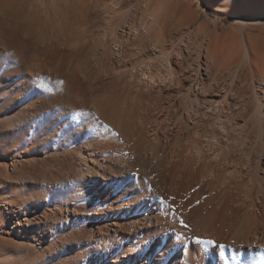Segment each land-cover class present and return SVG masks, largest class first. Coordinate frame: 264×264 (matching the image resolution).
Returning a JSON list of instances; mask_svg holds the SVG:
<instances>
[{"label":"rangeland","instance_id":"1","mask_svg":"<svg viewBox=\"0 0 264 264\" xmlns=\"http://www.w3.org/2000/svg\"><path fill=\"white\" fill-rule=\"evenodd\" d=\"M258 1L261 0H0V117H6L9 113L19 115L27 110L33 122L30 128H12L0 120V264H105V257L109 253L102 244L97 246L100 241L91 226L113 215L117 218L126 213H118L115 208L102 214L83 212L82 209L89 207L92 202L80 207V210H72L82 195L80 173L85 162L82 158H85L84 154H89L87 148H93L99 140L94 127L113 126L97 109L96 100L99 103L106 99L111 102L116 100L114 104L118 103V108L121 106L118 110L122 117L126 115V119L127 116L129 118V107L137 95L132 82L136 70L139 72L154 66L158 56L153 41L155 32L150 35L146 33V36L141 31L135 37L131 28L139 27L152 9L157 8L163 11V17L168 16L167 19L163 18L168 40L184 36L181 45L183 60H186L184 63L187 66L190 64L192 72L187 73V78L186 71H183L181 84L168 87L163 93L154 90L158 94L153 92V97L139 96L138 99L145 104L146 101L148 105L152 103L148 111L151 120H146L148 126L145 121L140 127H145L144 132L148 137L153 133L154 119H157L158 124L167 126L170 120L164 117V109L168 105L181 111L186 108L197 111L200 108L198 115L196 112L195 116L194 112L184 142L189 144L187 146L194 155L197 153L196 161L201 158V164L197 162L202 167L200 169L208 171L203 170L209 174L210 193L224 192L228 199L223 200L229 202V209L224 213L218 205L220 199H215L213 205L216 209L210 207V217L213 214L214 218L220 219L223 214L226 225H229L228 232H225L230 238H255L256 233L264 235V228L260 226L264 221V147L261 151L264 145L254 141L260 127L246 119L254 106L251 74L242 67L238 73L234 72L233 67L216 74L219 82L232 85V95L235 93L232 98L230 96L232 105L243 106L247 112L243 110L246 116L236 114L237 118L235 116L227 132H222L215 125L216 122L214 124L215 119L211 114L210 117L204 114L203 106L196 108L197 104L188 99L194 94H188L190 77L195 75L194 69L199 63H206V45L210 42L211 33L236 29L240 19L253 22L255 26L248 25L247 32L260 35L264 49V22L258 23L256 16L248 11L257 8ZM158 26L155 31L159 29L160 32L161 27ZM204 68L205 65L203 73ZM204 80L209 84L210 74H204ZM212 92L210 94L208 89V94L204 95L215 97L216 91ZM204 95L200 94V97L203 99ZM148 98L152 101L149 102ZM38 99L39 106L31 109ZM169 100L174 102L168 103ZM74 106L82 120V125L77 127L69 117L72 112H76ZM62 129L61 135L58 131ZM83 131L90 133L86 140L81 135ZM206 132L217 135L218 141L209 144L200 139ZM151 136L138 143L132 152L133 156L143 152L147 155L152 152L156 154L158 150L162 152V146H152L155 141ZM13 162H17V168ZM103 182V186H99L101 194L106 189L118 187L116 182L111 187L105 183L107 180ZM101 194L98 193L96 198ZM127 203V207L130 206V202ZM59 209L64 213L60 214ZM15 214L20 218L38 214L40 221L18 234L9 227L13 224L10 220L17 218ZM66 214L68 216L64 217ZM189 231L193 233L192 228ZM210 240L215 241V245H203L209 247L205 255L207 259L209 256L213 258L214 264H226L228 260L231 264H264V244L245 243L242 250L236 245L235 250L239 253L235 251L234 256L230 242L226 250L227 258L220 247L222 244L212 237Z\"/></svg>","mask_w":264,"mask_h":264},{"label":"bare ground","instance_id":"2","mask_svg":"<svg viewBox=\"0 0 264 264\" xmlns=\"http://www.w3.org/2000/svg\"><path fill=\"white\" fill-rule=\"evenodd\" d=\"M161 11L162 10L160 8L154 10L152 9V12L149 14V16H147L146 19L144 18V21L142 20L143 22H141L139 26L140 28L136 26H132L131 28V31H133L136 35L135 37H137V34H139L141 31L149 35L152 32H155V39H153V41L155 42V52L158 56L156 61H154V66L151 65L149 66V69H142V71L139 70V72L136 70L137 75L134 73V80L131 81L133 82V86H135L137 97L134 96V101L132 98H129L132 100V104L129 107V109L131 108L129 118L127 116L126 119L125 114V116L122 117V114H120V111L118 110L121 106L118 108V106L116 107V104L118 103L114 104L116 100L111 102L107 101L106 99V101L103 103H99V101L97 102L96 100V103L98 104L97 109L102 114V116L108 118L112 122L113 126L110 127L108 125H100L99 128L93 126L95 128L94 132H96V134H94L99 137V140L94 144L93 148H90V145L89 148H87L88 145L85 147L89 151V154H84L85 158H82L85 159L84 166L82 165L83 168L81 169L80 173L82 180L80 191L82 195H80L79 200L74 203L75 206H73L72 210H80V207L92 202L89 207L82 209L84 210L83 212L88 213L92 211L93 214H102L104 211L115 208L118 213H126L125 216L120 215L117 218H114L113 215L108 219L100 220L97 225L91 226L92 231H95L96 233L97 240L100 241H97V246L102 244L105 250H107V253H109V256H111L109 257L107 255L105 257V264H112L110 261H113V264H214L215 260L213 258L212 260L210 256L209 259H207V256L205 255V252L208 251L209 247L206 248V246L203 245L206 244L203 241L210 240V237L214 238L219 244L224 245V257L227 258L228 252L226 250L227 245L230 242V249L232 250V254L234 256H236L235 251L236 253H239L237 250H235L236 245L242 250L245 243H248V245L252 242H255L257 245L264 244V235H260L258 233L255 234V238L249 236H247L245 239H241L242 237L239 238L240 236L238 238H230L226 234V232H228L226 230L229 228V225L228 223V226L226 225L223 214L221 216L222 218L220 219H217V217L214 218L213 214H211L213 217H210V207L212 210L216 209L214 207L215 204L213 205V201L215 199H220V204L218 205L222 207V212L229 209V202H224L223 199H228L226 194H223L224 192L219 193L217 191L216 193H210V180L208 179L209 174L203 172L204 169H200L202 167H199V163H197L201 158L198 159L199 161H196L195 156L197 153L194 155L190 147L187 146L189 144H185L187 142H184V140H186V135L188 134V126L193 122L192 119L194 118L192 117L194 112L196 116V112L200 110V108L197 111L189 108L181 111L182 109L179 110L177 107L176 109L171 105L169 108V105L167 104L168 106L166 109H164L165 115H163L164 117H167V120L169 118V124L167 126H163V123L158 124L157 119H154V121H152V123L154 122L155 124L153 133L150 132L153 136L152 139L155 141V143H152V146L153 144L158 147L162 146V152L160 153L158 150L156 154L152 152L151 154L147 155V153L143 152L139 153L138 156L132 155V152L135 151L134 149L138 143H141V141L143 142L145 139L151 136L150 135L147 137L144 132L145 124L143 125V129L141 128V124H143V122L145 123V121L150 118L148 117V111L150 112L149 109L151 108H149V106L152 103H149L150 105H148L146 101L145 104L143 100L138 99L140 98L139 96L144 95L151 97L153 92L156 91L159 92V94L163 93L164 89H168V87L173 88V85L175 84L177 86L181 84V79L183 78L181 73H183V71H186L185 75L187 78H189V74L187 73L192 72L189 67L190 64L187 66V63L185 62L187 66L186 67L184 63L186 60H183L184 57L182 54L181 45L182 42H184L182 39L184 36L182 38L172 37V39L169 38L170 41L168 40L165 33L166 29H164V25L166 23L164 24L163 20V18L167 19L166 17L168 16L163 17V11ZM248 11L256 16L258 23L264 22V0L258 1V6L253 11ZM169 20H171V18ZM170 23L174 22L170 21ZM159 24L160 26H158ZM167 24L169 23L167 22ZM255 24L253 22L249 23L248 21L240 19L238 20L236 29L231 28L224 33L210 34V42L208 45H206V63H199L197 68L194 69L195 75L190 77V87L188 93L191 94L192 92L194 94L190 95L188 99L197 104L196 108L203 106L205 111H203L204 114L208 116L211 114V116H213L215 119L214 124L216 122L215 125H218L222 132H227V128L233 122L235 116L237 118L236 114L244 115L246 110L243 106L238 107L239 105H232L230 100V96L233 92V89L231 88L232 85L229 86L226 83L219 82V80L216 79V74L218 72H224L230 68L232 69L233 67L235 68H233L235 73H238L241 70L240 67H242V69H246L252 76V85L254 83L252 86L254 90L252 99L254 106L251 112L249 110V114L247 115L246 119L251 120L254 124H256L255 126L260 127L258 132L255 133L257 135H255L256 140L254 141L264 145V49L262 47V37L257 35L255 32H247L246 29L248 25L255 26ZM157 26L158 28L161 27L160 32L159 29L158 31H155ZM171 26L172 25L169 27ZM169 27H167L168 30ZM174 28L175 27L173 26V29ZM114 31L115 30H113V32ZM142 36L144 37L145 35L143 34ZM204 65L205 73L202 72ZM180 68L182 69L181 72ZM134 74H132V76ZM204 74H210L209 84L206 80H204ZM208 89H210V94L214 93L212 91H216L217 94L215 93V97L210 98L205 96L208 94ZM200 94H205V98L202 99ZM121 96L124 97V95ZM156 96L158 97V95ZM126 97L128 98V96H125V98ZM129 99H127V101H130ZM185 99L187 100V98ZM38 100L33 103L31 109L37 108L39 106L38 103L40 100ZM110 100H112L111 97ZM148 101L151 102L152 100H149L148 98ZM170 102L171 101L169 100L168 103ZM173 102H171V104ZM187 106H190V104ZM73 108L76 112H72L69 117L71 121H73L72 124L77 127L82 125V120L77 107L74 106ZM243 110H245V112ZM159 113L156 114L158 115ZM198 114L199 113L197 112V115ZM244 116H246V114ZM3 117L4 116H1L0 120H4L5 123H7V125L12 128H30V126L33 124V122L30 121V115L27 110L22 111L19 115L9 113L6 115V117ZM146 122L148 126V121ZM167 123L168 122H166V124ZM203 125L205 126L206 124ZM83 126L82 129L84 128ZM86 127L88 128V126ZM63 129H65V127ZM63 129L58 131L61 135L64 131ZM88 129H90V127ZM209 132H206L207 134L201 133L204 135L200 136L199 138H202L203 141L208 142L209 144L210 142H217V135H210ZM148 133L149 132H147V134ZM81 135L83 136V139L86 140L90 133L89 131H83ZM187 138L189 137L187 136ZM226 138L228 139V137ZM183 142L186 146L183 144ZM263 147L264 146H261V151ZM157 149L158 148H156V150ZM195 150L198 152L200 148ZM150 156L151 158H149ZM222 160L223 159H221V161ZM16 164L17 162H13L15 167ZM207 170L209 169L207 168ZM204 171H206V169ZM206 175L208 177H206ZM103 180H107L105 183H108L110 187L112 186L113 182H116L118 187H113L109 190L106 189L104 191L105 193L101 194V188L99 186H103ZM205 186L207 187L205 188ZM98 193H100L101 196L99 195V198L97 199L96 195ZM126 197L129 198L126 199ZM121 198H123L124 201H120ZM127 202H130V206L128 207ZM260 203H262V201ZM249 207L247 208L249 209ZM68 208L69 207L67 206V209ZM130 208L132 211H130ZM63 213H61L60 210V214ZM26 216V218H20L19 216L17 217V214H15V217L17 218L10 220L13 224L9 227L14 228L16 233L19 234L22 231H27V226H32L34 222H38L40 219V215L38 214ZM67 216L68 214H66L64 217ZM181 221H183V223H181ZM261 222H259V224H261ZM263 223L264 221L260 225L263 226L262 228H264ZM189 228L193 229V233H188L190 232ZM198 237L202 239L198 240ZM223 261L225 260L223 259ZM235 261L237 262V259ZM227 262L226 264H231L230 260Z\"/></svg>","mask_w":264,"mask_h":264},{"label":"snow or ice","instance_id":"3","mask_svg":"<svg viewBox=\"0 0 264 264\" xmlns=\"http://www.w3.org/2000/svg\"><path fill=\"white\" fill-rule=\"evenodd\" d=\"M181 223H183V221H181ZM198 240L200 239V238H197ZM204 243H207V244H215L216 242L215 241H213V240H207V241H203ZM221 248H223L224 247V245H221L220 246Z\"/></svg>","mask_w":264,"mask_h":264}]
</instances>
